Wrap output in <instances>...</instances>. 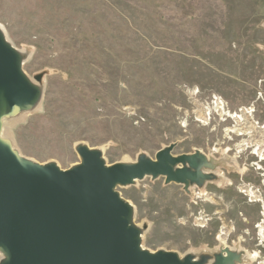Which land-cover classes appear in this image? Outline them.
Returning <instances> with one entry per match:
<instances>
[{"label":"rangeland","instance_id":"374dc122","mask_svg":"<svg viewBox=\"0 0 264 264\" xmlns=\"http://www.w3.org/2000/svg\"><path fill=\"white\" fill-rule=\"evenodd\" d=\"M0 26L25 72H46L39 108L4 128L23 156L68 169L81 143L109 164L201 150L220 161L202 189L163 177L118 188L148 225L143 246L199 255L226 237L254 256L243 264H264V159L240 147L260 134L230 133L238 122L214 104L264 125V0H0Z\"/></svg>","mask_w":264,"mask_h":264},{"label":"water","instance_id":"95a60500","mask_svg":"<svg viewBox=\"0 0 264 264\" xmlns=\"http://www.w3.org/2000/svg\"><path fill=\"white\" fill-rule=\"evenodd\" d=\"M28 55L0 26V264H243L245 250L224 245L214 253L181 256L143 246L145 223L119 187L145 178L202 189L218 180L220 161L201 150L174 154L176 143L155 158L107 163L100 149L78 144L77 164L63 169L54 161L23 156L3 135L6 123L35 111L44 96V77L24 70Z\"/></svg>","mask_w":264,"mask_h":264},{"label":"bare ground","instance_id":"6f19581e","mask_svg":"<svg viewBox=\"0 0 264 264\" xmlns=\"http://www.w3.org/2000/svg\"><path fill=\"white\" fill-rule=\"evenodd\" d=\"M216 104H217V107L219 108V110H223L224 111V115L225 116H228L229 118H232V119H236V121L238 122L237 126H235L232 129H229L230 133H237L238 135H248L250 137L252 136L251 133H253L255 131L258 134H260L258 136L259 138L256 140L255 144H254V139H248V140H244L241 143L240 147H242L241 150H244L246 148H249L251 146H255L256 145L255 146L256 149H255L254 153L259 154L262 157V159H264V125L263 126H261V125L257 126L255 124V126L254 125L242 126L243 124H246L247 120L249 119V116L252 113L251 109H245L244 108V109L240 110L239 114H233L232 112H230V111L225 109L224 103L222 101H220L219 99L216 100ZM27 114L28 113H25V114L21 115L20 117H18L17 119H19V118H21V117H23L24 115H27ZM3 135L5 136V132H3ZM243 191L246 192V194L251 195L252 197H254L256 201L257 200L261 201V197L257 194V191H255L254 189L245 188ZM263 216H264V213H263ZM259 228H260L261 233L264 235V221L261 224H259ZM222 241H223L222 243L224 245L226 243L225 242L226 241V237H224ZM253 257L254 256H252L248 252H246V259L253 258ZM1 259H2V255H0V260Z\"/></svg>","mask_w":264,"mask_h":264},{"label":"built area","instance_id":"2783aa9c","mask_svg":"<svg viewBox=\"0 0 264 264\" xmlns=\"http://www.w3.org/2000/svg\"><path fill=\"white\" fill-rule=\"evenodd\" d=\"M218 98L217 97H215V101L217 100ZM214 101V104L217 106V104H216V102ZM222 111V113L224 114V111L223 110H221ZM230 111V110H229Z\"/></svg>","mask_w":264,"mask_h":264}]
</instances>
